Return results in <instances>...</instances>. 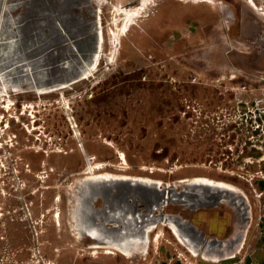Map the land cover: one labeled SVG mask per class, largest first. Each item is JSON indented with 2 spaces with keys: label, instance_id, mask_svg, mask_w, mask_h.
Returning <instances> with one entry per match:
<instances>
[{
  "label": "rangeland",
  "instance_id": "374dc122",
  "mask_svg": "<svg viewBox=\"0 0 264 264\" xmlns=\"http://www.w3.org/2000/svg\"><path fill=\"white\" fill-rule=\"evenodd\" d=\"M132 6L139 16L123 13ZM99 175L204 196L155 210L163 221L128 255L95 247L80 227L88 183L113 198L110 183L86 180ZM149 200L137 196L143 215ZM106 202L92 206L95 225ZM171 219L203 249L221 244L217 260L193 255ZM14 220L28 246H0V264H254L264 254V0H0V242Z\"/></svg>",
  "mask_w": 264,
  "mask_h": 264
},
{
  "label": "bare ground",
  "instance_id": "6f19581e",
  "mask_svg": "<svg viewBox=\"0 0 264 264\" xmlns=\"http://www.w3.org/2000/svg\"><path fill=\"white\" fill-rule=\"evenodd\" d=\"M122 10H123V13L125 12L127 15H131V16L137 17L140 14L138 7H135V6H132L130 9L128 8V9H122ZM95 168L99 169L100 167L98 166ZM92 170H94V169H92ZM86 180L87 181L89 180L91 182H107V183H110L109 184L110 190L112 188L115 189V190H113L115 197L109 198L110 196H106L105 192L103 190H101V188H99L96 185H92L91 183H88L86 185L85 193L82 197L83 198L82 199V209L87 210L90 214L93 213L92 206L95 205V201L99 197H103L104 200L107 201L108 206H106L107 210L105 212L106 213L105 214L106 219L101 221L100 227H101V229H103L107 233H112V234L117 233V237L105 238V239L103 238L104 242L115 244L117 246L121 245L123 243L131 242L132 240H140V241H144V243H146L147 236L156 227V226H154V224L156 225V221L157 222L163 221V218L153 219V216L152 217L149 216L147 219L143 218V215L141 216V214L138 213V211L135 209V207H133V205L129 199L130 195H128L127 193H124L123 192L124 188H122L121 185H118V184H124V183L129 184L132 188V190H131L132 195L133 194L142 195L143 192L150 191V196H152L154 198V200L152 202H149V204H150L149 206L151 208V211H153L157 207L159 208L162 205L163 206L167 205V203L162 202L163 196L159 193L160 184H158L152 180H148V179L129 178V177H109V176H100V175L88 177ZM192 184L195 186H205L207 188H214L217 190H223V191L225 190V191L235 192V191H233L234 189L229 187V186L221 185L218 183L213 184L210 181H203V180L197 181V180H195L194 182H192ZM109 195H111V194L109 193ZM95 208H96V205H95ZM94 213H96V212H94ZM99 214H100V216L103 215V213L102 214L99 213ZM95 215H97V214H95ZM100 216H99V218H100ZM107 216H110L111 218L116 217V218H118V220L120 219L119 223H116V226L113 229L107 228V223L110 222L107 220L108 219ZM151 219L154 222H151L150 221ZM167 221L168 220H165V223H167ZM149 223H150V225H149ZM168 224L171 225L173 233L178 237V239L182 242V244L189 249V251L193 255L197 256L198 254H200V252H202L207 257L213 256L215 258V260H217L218 256L215 255V251L218 252L222 248L221 244H217L216 246L211 245V247H208L206 245V248L203 249V247H205L203 242H201L200 240L195 241L190 234L186 233L182 229V227L186 226L184 221H180L179 219L178 220H172L171 219L168 221ZM118 227H120V231L116 230V229H118ZM125 228H126V230H128V232H126L127 234L124 235V232H125L124 229ZM95 231L96 230H94V227L90 228V234L92 236L91 238L93 240L94 239H102V237L99 236L98 234H96ZM207 243H209V242H207ZM217 248H218V250H216ZM130 249L120 248L119 250H122L124 253L130 255L129 254ZM145 249H146V247H142L140 249L137 248L136 251L145 250ZM202 249H203V251H202ZM112 253H113V251L110 249L107 251V254H112ZM131 255H133V253H131Z\"/></svg>",
  "mask_w": 264,
  "mask_h": 264
},
{
  "label": "flooded vegetation",
  "instance_id": "af4514ba",
  "mask_svg": "<svg viewBox=\"0 0 264 264\" xmlns=\"http://www.w3.org/2000/svg\"><path fill=\"white\" fill-rule=\"evenodd\" d=\"M18 172V171H16ZM197 181L199 180H203V181H207L205 179H196ZM210 181V180H208ZM213 183V182H211ZM213 184H216V183H213ZM221 185H225V184H221ZM227 186V185H226ZM33 206H35L34 203H32ZM48 209H46V214L43 216L44 219H45V223L47 222H51V215H52V210H51V196L49 195L48 197ZM82 218L80 219V227L82 229V231L85 233V235H87L88 237H92L91 234H90V228L91 227H94V230H96V234H98L99 236L102 237V239H94V241H97L99 244H96L95 247L97 248H101L103 246L100 245V243H105L107 246L109 247H113V249H117L119 250L120 248H127V249H130L131 247H137V248H142V247H146V245L148 244L149 242V235L147 236L146 238V243H144V241H140V240H132L131 242H128V243H123L121 245H115V244H111V243H108V242H104L103 241V238H114V237H117V233H107L105 232L103 229H101V224L98 223L97 225H95V219H94V216L91 215L87 210L85 209H82ZM97 217H99L98 215H96ZM35 219H36V214L34 215ZM96 218V217H95ZM107 220L110 221V222H114V223H119L120 219L118 220V218L116 217H113L111 218L110 216H107ZM40 222V219L38 220ZM36 222V221H35ZM116 226V224H115ZM96 227V228H95ZM124 235L127 234L126 232H128V230H126V228L124 229ZM32 233H33V236L36 237L38 234H37V229H36V226H33V229H32ZM100 238V237H99ZM92 239V238H91ZM108 251V250H107ZM106 251V252H107ZM121 251L122 253H124L122 250H119ZM114 253V252H113ZM112 253V254H113ZM126 254V253H125Z\"/></svg>",
  "mask_w": 264,
  "mask_h": 264
},
{
  "label": "water",
  "instance_id": "95a60500",
  "mask_svg": "<svg viewBox=\"0 0 264 264\" xmlns=\"http://www.w3.org/2000/svg\"><path fill=\"white\" fill-rule=\"evenodd\" d=\"M131 187V186H130ZM198 187V186H197ZM131 190H132V188H131ZM158 190V189H157ZM194 191H195V189H193L192 188V191H191V193L190 192H183V193H176V192H170V191H166V190H159V193L163 196V203H181V204H184V205H187V206H198V205H200L201 204V200H199V199H201V196L200 195H202V193H200V194H198V193H194ZM220 191V190H219ZM148 192V194L150 195V191H147ZM221 192H222V195H224V197H226L228 194H230L231 192L230 191H223V190H221ZM112 195V194H111ZM137 196H139V195H136V194H130V197H129V199H130V201H132L133 203H132V205H133V207H135V209L138 211V213L139 214H141V212H140V210H138L137 209V206H136V203H137ZM200 196V197H199ZM202 196H204V195H202ZM209 196H212V195H208V197ZM112 197L114 198L115 197V195H112ZM151 197V200H149V202H152L153 200H154V198L152 197V196H150ZM206 197V196H205ZM204 198V197H203ZM106 204H107V202H106ZM150 204L148 203V206H149ZM163 206V205H162ZM161 206V207H162ZM161 207H157V208H155V210H159ZM155 210H153V211H151V208H150V206H149V214H147V215H143V214H141V216L143 215V218H148L149 216H151L152 217V213L155 211ZM160 218H162V217H160ZM151 222H154V221H152V219L150 220ZM149 225H150V223H149ZM145 228V227H144ZM116 230H118V231H120L119 229H116ZM201 242H202V240H200Z\"/></svg>",
  "mask_w": 264,
  "mask_h": 264
},
{
  "label": "crops",
  "instance_id": "0c3cea01",
  "mask_svg": "<svg viewBox=\"0 0 264 264\" xmlns=\"http://www.w3.org/2000/svg\"><path fill=\"white\" fill-rule=\"evenodd\" d=\"M1 225V224H0ZM227 223H225V226ZM1 232L5 234L7 243L0 242L2 247H25L28 246L26 239L29 238L30 230L25 226H22L19 221H13L12 224L9 222L2 226ZM137 247H131L129 254L136 251ZM140 249V248H139ZM254 264H264V254L259 256Z\"/></svg>",
  "mask_w": 264,
  "mask_h": 264
}]
</instances>
